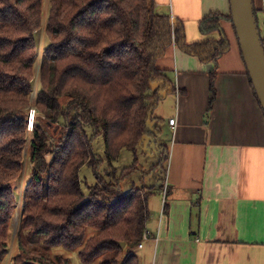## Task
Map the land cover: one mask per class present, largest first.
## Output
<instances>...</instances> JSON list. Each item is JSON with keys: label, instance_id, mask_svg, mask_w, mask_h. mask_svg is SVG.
<instances>
[{"label": "trees", "instance_id": "trees-1", "mask_svg": "<svg viewBox=\"0 0 264 264\" xmlns=\"http://www.w3.org/2000/svg\"><path fill=\"white\" fill-rule=\"evenodd\" d=\"M42 2L0 0V264L8 254L15 204L12 183L23 171L25 108L32 90ZM220 20L228 21L234 31L230 14L214 13L203 19L202 32L218 31ZM46 35L47 47L43 52L38 45L35 64L38 77L40 73L36 107L42 117L30 142V178L12 264H69L53 253L56 247L77 250L82 264H140L131 249L142 240L150 192L122 190L120 184L135 169L133 163L114 172L109 182L97 177L85 195L80 170L99 161L90 138L103 134L112 167L122 149L134 151L151 134L147 125L154 108L164 93L175 89L156 61L176 45L215 62L227 50L226 40L188 43L182 23L173 25L151 0H50ZM261 41L264 47L262 37ZM214 77L209 110L216 97ZM37 84L35 79L36 94ZM89 230L92 235L87 237Z\"/></svg>", "mask_w": 264, "mask_h": 264}, {"label": "crops", "instance_id": "crops-1", "mask_svg": "<svg viewBox=\"0 0 264 264\" xmlns=\"http://www.w3.org/2000/svg\"><path fill=\"white\" fill-rule=\"evenodd\" d=\"M152 1L173 25L182 23L188 43L222 38L227 50L214 62L172 45L156 61L175 89L163 94L147 125L151 134L133 151L132 173L140 178L131 188L150 192L149 237L135 254L140 264H264V113L229 22L208 34L201 28L210 14L229 15V0ZM253 4L262 31L264 0ZM164 167L165 183L158 174ZM131 174L120 184L125 192Z\"/></svg>", "mask_w": 264, "mask_h": 264}, {"label": "rangeland", "instance_id": "rangeland-1", "mask_svg": "<svg viewBox=\"0 0 264 264\" xmlns=\"http://www.w3.org/2000/svg\"><path fill=\"white\" fill-rule=\"evenodd\" d=\"M152 1V0H151ZM49 7H50V0H43L42 2V22H41V26L38 29V31L36 32V44H37V48L38 45L40 48L43 47V52L44 49L47 47L48 44V39H47V35H46V22H47V15H48V11H49ZM46 18V19H45ZM43 19H45V38L43 36ZM261 22H260V34L264 35V29H262L261 31ZM261 35V36H262ZM44 45V46H43ZM37 48H36V60L33 64V77H32V90L30 92L29 95V105L27 108H25V112L26 115H28V112L30 111L31 108H33L34 110H36V117H35V123L32 127H27V137H26V143H25V148L23 151V171H22V175L21 177L14 181L12 183V189H13V193L15 196V204H14V209H13V214L11 216V220H10V224H9V231H8V237H7V244H8V252H14L16 245H17V236L18 233L21 230V226H22V220H23V197H24V191L26 188V183L28 182L29 178H30V168L31 165L29 163V159H28V155H29V150L30 149V142L33 138V131L35 130L36 125L38 124V117H42V115L39 113L36 104H37V97H38V87H39V81H40V73H39V77H38V72L37 70H35V64L37 61ZM40 57V55H39ZM42 65H43V55H42ZM41 65V68H42ZM41 72V69H40ZM38 78V79H37ZM35 79L38 80V84H37V94L34 90L33 92V88H34V82ZM32 92L35 98V102L31 100L32 98ZM49 134H52V130H49ZM88 134L91 135L92 131L90 130V128H88L87 130ZM92 138H90V144H91V148L94 152V154L96 155L97 159L99 160L98 163L96 164L95 167L89 166V165H84L79 173V177H80V181H81V187L82 190L84 192V194H87V187L92 186L94 184H96L97 182V177L102 178L104 181L109 182L112 178L113 179V175L114 172L116 173V171H121L123 168L125 167H129L132 166L134 163V159H135V155L134 152L131 149H122L120 151V154L117 158V160H115L112 164V167H109L107 160H106V155H105V142H104V136L103 134H100L98 136H91ZM27 145V146H26ZM26 152L28 153L26 155ZM47 159H49V156H47ZM136 162L138 163L140 170H143V166L145 165V163L143 162L142 157L139 155L138 160H136ZM165 167H167L165 165ZM163 168L162 172L161 169L158 170V174L162 173L163 176V183H165V177H166V172H167V168ZM115 171H114V169ZM131 174V173H130ZM139 178H140V174L133 172L130 176L129 179H127L123 185V187L125 188V190H129L132 186H135V182H136V186H138L139 183ZM165 186V184H162ZM162 197V193L161 196H159V199H161ZM21 200V201H20ZM148 201H149V197H148ZM21 203V204H20ZM17 223V228L18 231L14 234V230H15V224ZM19 225V226H18ZM92 231L89 230L87 233V237L91 234ZM136 248L134 247L131 249V251L133 253H136ZM53 253L63 256L65 258H67L69 260V264H82L78 255V251L77 250H66L63 249L61 247H56L54 249H52ZM6 258L4 259L3 263H5ZM12 260H13V254H12V258L9 264H12Z\"/></svg>", "mask_w": 264, "mask_h": 264}, {"label": "water", "instance_id": "water-1", "mask_svg": "<svg viewBox=\"0 0 264 264\" xmlns=\"http://www.w3.org/2000/svg\"><path fill=\"white\" fill-rule=\"evenodd\" d=\"M229 3L231 21L241 56L264 113V47L253 0H229ZM121 246H124V243H121Z\"/></svg>", "mask_w": 264, "mask_h": 264}, {"label": "built area", "instance_id": "built-area-1", "mask_svg": "<svg viewBox=\"0 0 264 264\" xmlns=\"http://www.w3.org/2000/svg\"><path fill=\"white\" fill-rule=\"evenodd\" d=\"M36 114H37V113H36V110H34L33 108H31L30 111L28 112V115H27L28 128H29V127H32V126L34 125V123H35V117L37 116ZM168 123H169L171 126H175V124H176V119H175V118H171V119H169ZM148 237H149V234H148L146 231H144L143 236H142V240H141V242L138 244V247H139V248H141L142 245H143V244H142V241L148 239Z\"/></svg>", "mask_w": 264, "mask_h": 264}, {"label": "bare ground", "instance_id": "bare-ground-1", "mask_svg": "<svg viewBox=\"0 0 264 264\" xmlns=\"http://www.w3.org/2000/svg\"><path fill=\"white\" fill-rule=\"evenodd\" d=\"M27 146V145H26ZM29 150V149H28ZM28 153L26 152V155ZM21 201V200H20ZM21 204V203H20ZM19 226V225H18ZM18 231V228H17V223L15 224V230H14V234ZM11 258H12V252H8L7 256H6V260H5V263L4 264H9L10 261H11Z\"/></svg>", "mask_w": 264, "mask_h": 264}]
</instances>
